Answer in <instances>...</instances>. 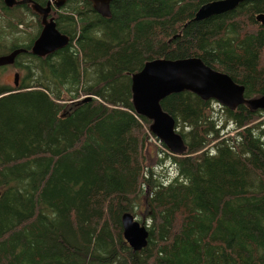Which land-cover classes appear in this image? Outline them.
<instances>
[{"label":"trees","instance_id":"trees-1","mask_svg":"<svg viewBox=\"0 0 264 264\" xmlns=\"http://www.w3.org/2000/svg\"><path fill=\"white\" fill-rule=\"evenodd\" d=\"M213 1L113 0L104 18L67 0L54 10L65 48L30 53L39 19L11 46L26 52L17 87L0 88V264H264V111L222 108L220 125L212 100L172 94L160 105L186 146L174 156L132 104L131 78L154 59L197 57L246 99L264 96V0L192 22ZM18 9L0 1L13 39ZM150 138L175 170L169 182L147 165ZM142 210L148 240L135 252L121 217Z\"/></svg>","mask_w":264,"mask_h":264},{"label":"water","instance_id":"water-1","mask_svg":"<svg viewBox=\"0 0 264 264\" xmlns=\"http://www.w3.org/2000/svg\"><path fill=\"white\" fill-rule=\"evenodd\" d=\"M59 9L66 0H51ZM51 1L45 7L32 0H4L8 8L28 3L32 11L41 19L42 29L32 44L30 53L45 57L65 48L69 38L58 32L51 13ZM93 10L101 17L110 16L109 6L113 0H89ZM249 0H217L201 5L194 14L192 22H199L230 12L241 3ZM255 21L264 26V13L258 14ZM26 52L17 49L6 56H0V67L11 65L15 58ZM18 75H15L17 86ZM190 92L201 100H212L229 111L246 105L252 110L264 111V96L246 99L245 88L235 83L227 74L213 70L197 57L169 60L154 59L144 64L142 69L131 78L132 104L137 115L144 117L149 124V132L164 145L171 155L182 156L186 146L177 133L175 120L161 108V101L172 94ZM89 100V99H87ZM123 238L135 252L147 245L148 226L138 222L133 214L124 213L121 217Z\"/></svg>","mask_w":264,"mask_h":264},{"label":"rangeland","instance_id":"rangeland-1","mask_svg":"<svg viewBox=\"0 0 264 264\" xmlns=\"http://www.w3.org/2000/svg\"><path fill=\"white\" fill-rule=\"evenodd\" d=\"M16 12H19L20 14H21V12H23L24 15L21 14V16H20L21 22L18 23L19 26L17 24V26H18L17 30H16L17 36L13 39L12 38L13 36L11 35L13 29H11V27L9 26L8 21L9 22H11V21L17 22V20H12L10 18L9 13H7V12L5 13V12L0 11V22L2 23L0 25V40L6 38L5 39L6 47H4L3 45L2 46L0 45V53H4L5 50H7V49L9 50V48H11L12 45H15V46L25 45L22 43L28 42L29 37L34 36V34L36 33V30L38 28L37 19H39V18L35 17V15H33L32 12L26 11L25 9H18V11H16ZM6 25H8V28L6 27ZM1 71L2 70H0V72ZM14 71L15 70L13 69V67H10V68H7L6 70H4L3 72H1V74H0V85L1 84H4V85L12 84L11 78L13 77ZM213 102H214V106H215V111L217 114H219L220 125H222V124H224L223 121L225 120L224 113L221 111V109L223 107L218 105V103H216L215 101H213ZM228 124H227V126H228ZM176 128L178 129V132H179V128L178 127H176ZM225 130L230 131L231 132L230 135L234 134V132L232 131V126L227 127ZM164 151H166V150L163 148V146L158 141L154 140L153 138H150L149 144L147 143V148L145 150L146 162H147V165L149 167H151L154 171L159 173V175H161L162 177L164 176L167 179V181L169 182L172 178L175 177V170H174L172 164L170 163V161H168L166 156H164V154H165ZM166 153H168V152H166ZM161 158L164 161L163 165L158 166L157 162ZM133 216L135 217V219L138 222H144V224L149 227L150 221L148 218L150 217V215L148 214L147 210H145V211L142 210L138 214H133Z\"/></svg>","mask_w":264,"mask_h":264},{"label":"flooded vegetation","instance_id":"flooded-vegetation-1","mask_svg":"<svg viewBox=\"0 0 264 264\" xmlns=\"http://www.w3.org/2000/svg\"><path fill=\"white\" fill-rule=\"evenodd\" d=\"M3 4H4V0H0ZM17 1H20V0H17ZM51 0H47V1H45V2H43V1H41V2H38V1H35V2H37L38 4H40L42 7H45L46 5H47V3L48 2H50ZM67 2V0L65 1V3ZM53 3H54V1L52 2L51 1V4H52V7H51V13L49 14V18H53V20L55 19L54 18V10H58L57 8H55L54 7V5H53ZM24 6H27V8H29L30 10H31V12L33 13V15H35V17H38L39 18V22H40V24H41V20H40V17L39 16H37L36 14H34V12L32 11V9H31V5L30 4H28V3H25V4H22V5H19V6H16V5H14V6H12V7H21V9H24L23 7ZM6 7V6H5ZM12 7H10V8H12ZM63 7V6H62ZM62 7H60L59 9H61ZM8 8V7H7ZM39 24H38V30H39ZM41 29H42V26H41ZM41 31V30H40ZM38 32V31H37ZM37 32H36V34H37ZM39 33L40 32H38V34H37V37H38V35H39ZM36 36V35H35ZM36 37V38H37ZM35 38V37H34ZM35 38V39H36ZM31 50V49H30ZM14 51V47H12V48H10L9 49V51L6 53V54H4V55H9V54H11V52H13ZM3 55V56H4ZM21 55V54H20ZM19 56V55H18ZM18 56L15 58V60H14V63L13 64H11V65H6V66H2V67H0V70H2L1 72H3L4 70H6L7 68H10V67H13V69L15 70L14 71V74H13V77L11 78L12 79V84H7V85H4V84H1L0 85V88H5V87H13V88H15V87H17L16 85H15V75H18V82H17V85L19 84V81H20V71H17V69L16 68H14V65H15V63H16V61H17V58H18ZM17 71V72H16ZM1 72H0V74H1Z\"/></svg>","mask_w":264,"mask_h":264},{"label":"bare ground","instance_id":"bare-ground-1","mask_svg":"<svg viewBox=\"0 0 264 264\" xmlns=\"http://www.w3.org/2000/svg\"><path fill=\"white\" fill-rule=\"evenodd\" d=\"M177 133H178V129H177Z\"/></svg>","mask_w":264,"mask_h":264}]
</instances>
